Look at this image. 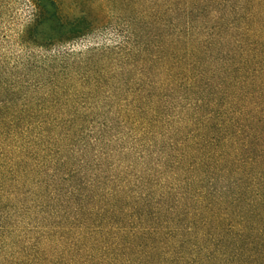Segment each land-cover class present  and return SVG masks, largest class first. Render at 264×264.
Segmentation results:
<instances>
[{
    "label": "trees",
    "instance_id": "1",
    "mask_svg": "<svg viewBox=\"0 0 264 264\" xmlns=\"http://www.w3.org/2000/svg\"><path fill=\"white\" fill-rule=\"evenodd\" d=\"M160 1L122 42L78 50L86 12L27 1L20 50H0V264H264V107L227 108L264 87V0H238L205 37ZM103 100L128 131L78 129ZM242 200L250 220L227 211Z\"/></svg>",
    "mask_w": 264,
    "mask_h": 264
},
{
    "label": "rangeland",
    "instance_id": "2",
    "mask_svg": "<svg viewBox=\"0 0 264 264\" xmlns=\"http://www.w3.org/2000/svg\"><path fill=\"white\" fill-rule=\"evenodd\" d=\"M27 1L28 0H3V6L0 9V50L3 52L16 53L20 50L16 39L18 34L21 33V31L23 30L24 25L28 19ZM125 1L126 2L123 5L122 0H86L85 5L76 7V2H74L73 0H64L66 7L76 8V12H86L89 15L88 19L92 22L91 35L89 36L86 42L75 46L76 49H85V47L87 46H101L103 44L111 45V43L116 44L122 42L124 37L126 36L127 29L130 27L131 23H135L134 18L138 16V12L140 10H143L145 13L146 17H143L145 18L144 20L148 23L150 22V7H152L155 0ZM139 1L140 3H143V9H141L142 7L138 6ZM185 3L186 0H177L175 6V14L170 17L171 22L173 21L176 23L175 19L178 14L184 12L185 18L181 20L182 32L188 30V27H191L189 25H191V23H194L191 27L192 32L194 30L193 34L200 37H205L206 35H209L215 29H218L221 25L226 26L227 24L223 23H226L228 20V12L230 10H237L236 5L239 7L238 0H189L186 4ZM223 3L227 4V8H223L222 6H220ZM228 5L230 9L228 8ZM161 7L162 3L160 1L159 9H161ZM123 9L125 10L122 11ZM184 24L186 26H184ZM52 28L53 25L51 23H45L44 25L39 26L37 28L38 37L45 38L47 35L52 33ZM221 30L224 31L223 28L220 29V31ZM222 31L221 37L224 35V32L222 33ZM196 51L199 52L198 48ZM229 51H231L230 46H227V44L223 45L218 49H215V51L212 53L210 60L205 62L206 65L204 70L216 69V71H218L224 63H220L218 59L221 60L222 58L228 56V54L229 56L232 55ZM236 63L239 62L237 61ZM215 80L218 81L217 78ZM242 95V97H246L243 104L235 105L234 103L229 102V106L227 108L230 112L234 113V109L236 111L252 110L250 102L248 101L251 96L257 97V104L259 105L258 110L263 109L262 107H264V87L251 88L249 94L243 93ZM125 104L127 103H119V105ZM124 107L125 106H117L116 103L109 104L108 101L103 100L102 103L98 104V106L96 105L94 106V108H89L85 111L86 121L84 122V124L79 125V128H77L83 130L88 129L96 131L99 129H103L104 127H108L119 128L120 130L128 131V126L116 125L115 123L117 122L105 124L103 121L105 117H111L114 119L113 121H118V114H122V112L124 111ZM230 107H232L233 109ZM205 110L206 109H204V111ZM126 142L127 141H125V143ZM141 166L142 165L138 166L137 169L143 170L145 168V166ZM159 176H163V174ZM232 176L233 175H230L229 177ZM194 177L196 180L198 179L197 174H195ZM207 177L209 176L206 175V178ZM184 178L186 177L184 176L183 179ZM164 179L171 181V177H165ZM259 190L264 197V186H260ZM168 199L172 202V197H168ZM180 202V205L184 206L185 200H182ZM237 206L233 209H230V207H228L227 211L231 210V212L233 213V215L236 216V218L250 220L247 202L242 200L241 203H239ZM217 231L218 230H215L214 232ZM198 233H204V231Z\"/></svg>",
    "mask_w": 264,
    "mask_h": 264
}]
</instances>
